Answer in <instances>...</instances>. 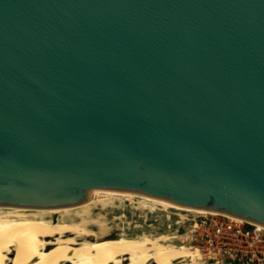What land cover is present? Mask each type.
Masks as SVG:
<instances>
[{
    "label": "water",
    "instance_id": "95a60500",
    "mask_svg": "<svg viewBox=\"0 0 264 264\" xmlns=\"http://www.w3.org/2000/svg\"><path fill=\"white\" fill-rule=\"evenodd\" d=\"M95 189L264 227V0H0V206Z\"/></svg>",
    "mask_w": 264,
    "mask_h": 264
},
{
    "label": "bare ground",
    "instance_id": "6f19581e",
    "mask_svg": "<svg viewBox=\"0 0 264 264\" xmlns=\"http://www.w3.org/2000/svg\"><path fill=\"white\" fill-rule=\"evenodd\" d=\"M113 200L135 201L139 208L152 211L173 209L182 218L186 213L196 214L193 217L217 214L141 194L99 189L74 206H0V264H204L197 247L170 244L163 235L111 238L102 219H92V212ZM184 221L179 219L177 224ZM187 234L186 229L184 237L179 235L180 243L188 244Z\"/></svg>",
    "mask_w": 264,
    "mask_h": 264
},
{
    "label": "built area",
    "instance_id": "2783aa9c",
    "mask_svg": "<svg viewBox=\"0 0 264 264\" xmlns=\"http://www.w3.org/2000/svg\"><path fill=\"white\" fill-rule=\"evenodd\" d=\"M165 218L167 223L172 222L167 216ZM187 220L192 223L187 229L188 245H196L204 262L264 264V228L219 213L197 215Z\"/></svg>",
    "mask_w": 264,
    "mask_h": 264
},
{
    "label": "rangeland",
    "instance_id": "374dc122",
    "mask_svg": "<svg viewBox=\"0 0 264 264\" xmlns=\"http://www.w3.org/2000/svg\"><path fill=\"white\" fill-rule=\"evenodd\" d=\"M167 212V213H166ZM173 212V214L169 213ZM179 211L173 209L165 210V212L159 208L155 210H150L149 208H139L138 202H129L122 200H113V202L106 205L104 209L97 207L92 212V219L96 218L102 219V223L107 228V233L111 235V238L119 237L124 234L128 237H137L146 235L149 237H154L157 235H163L170 244L174 245H184L186 247H196L194 243L182 244L178 240L179 235L184 237L186 229H190L191 221L187 219L194 218L196 214L192 213H183L185 218L177 215ZM167 219L171 220V223H167ZM185 220V224L175 223L176 221ZM183 224V225H182ZM92 230L96 231V227H93ZM204 259V257L202 256ZM204 264H208L204 262Z\"/></svg>",
    "mask_w": 264,
    "mask_h": 264
}]
</instances>
